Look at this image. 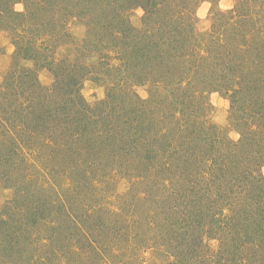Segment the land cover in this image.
<instances>
[{"label": "rangeland", "instance_id": "obj_1", "mask_svg": "<svg viewBox=\"0 0 264 264\" xmlns=\"http://www.w3.org/2000/svg\"><path fill=\"white\" fill-rule=\"evenodd\" d=\"M120 9L0 0V264H264V0ZM200 122L220 162L246 158L226 180L173 157L201 152Z\"/></svg>", "mask_w": 264, "mask_h": 264}, {"label": "trees", "instance_id": "obj_2", "mask_svg": "<svg viewBox=\"0 0 264 264\" xmlns=\"http://www.w3.org/2000/svg\"><path fill=\"white\" fill-rule=\"evenodd\" d=\"M164 2H165V0H107V6H109V7L110 6L111 7L114 6V8L115 7L117 8L118 5L121 4V9L118 12L119 14H122L124 11L128 10L129 8H133L135 6L136 7H142L143 10L146 12V15L148 14V16L150 15V17H153L155 15L154 13L158 12L159 6H161V4H163ZM75 5L76 4H74V6ZM86 16H87V13L85 12V14H83V17L85 18ZM191 38H193V37L191 36ZM156 40L157 39L154 38V37L150 38V40H149L148 45L151 46L150 50L154 51L155 53L152 54V58H150V59H148V61H146V64H148V67H149L148 69L150 70V73H152L151 76H154V77H152V79L154 81L163 79V76H162L161 72H157L155 70L157 69V66L161 65L164 62V60H165V57L163 56V53H162L163 52V44L160 41H156ZM186 40H188V38H186ZM188 48H189V46L186 45L185 49L188 50ZM156 53H158V54H156ZM229 54L226 53V56H227L228 60L230 59L229 57H231V56H229ZM233 55H239V52L236 51V53H234ZM137 59H138V62H141V63H143L145 61V60L139 59L138 57H137ZM152 60L157 61V63H159V64L156 65L155 62L152 63L153 62ZM139 64H138V69H139V66H141V68L143 69L144 66L143 65H139ZM164 65H165V63H164ZM242 65H244V64H242ZM153 73H155V74H153ZM171 78L172 77H170L169 75H167V77H166V79L168 81ZM21 79H23V78H21ZM260 79L261 78L258 77V81H256V79L254 81H252V87L253 86L256 87L255 85H257V87H258V85L260 84ZM256 90H258V89L256 88ZM258 102H259V99L256 98L255 99V103L257 104ZM47 106L50 109V104H48ZM61 107H62L61 113L65 114L64 109L66 110V107L64 106V104H61ZM58 109L60 111L59 107H57V109H55V110L46 111L45 115H41L42 117L40 116L41 117V121L37 124V126L34 125V128L36 130H38V132L39 131H41V133H42V131H44V133L48 132V133H50V135L55 137L56 133H54L53 131H60V128L58 126H56V127L53 126V123L55 121H58L56 119V116H57L56 113L58 112ZM252 113H253V115H252ZM250 117L255 118V120L258 122L257 125H259L260 127H263L262 129L264 130V104H262V106H260L259 108H256V110L252 111ZM102 118H103V116H101V115H92V114H90V117L87 116V120L90 119L91 122L93 121V122L98 123V124L102 122ZM39 125L40 126L42 125L43 128L39 127ZM257 125H256V127H257ZM193 126H194L193 130L197 134L196 138L194 139V141L196 142V139L198 137H201V141H202L201 143L204 144V145H201V147H202V149L200 150L201 152H198V153L195 152L194 154L192 153L190 155H188V154L187 155L174 154L173 155L174 159L177 158L176 160L181 161V163H183L182 167L189 168V172H187V177H189V178H191L192 175H193L191 172L194 173L195 169H197V168L199 170L200 167H202L201 168V169H203L202 173L207 172V173L210 174L209 170L210 169L212 170L215 167L217 170L221 171V173L223 174V176H221L223 178V180L228 179V177L230 176L231 173H230V171H228V173H227V170H229L227 164H230V165H232V166H234L236 168H239V167H237V165L238 164L240 165V163L245 162L246 158L245 159L242 158V157L240 159H232V158H230L229 161H227L225 159H223V160L221 159L222 161L220 162V158H221L220 155L218 156L215 153L214 154H212V153L210 154L209 153L210 149H212V148H211L210 144L208 145V143H206V142H208V140H206V138H205V136H207V134L204 133V131L206 130L205 129L206 127L204 126V123L200 122V125H198V124L196 125V124L193 123ZM111 129H112L111 126L106 124L105 130H106L107 134L110 133ZM249 132L250 133L251 132L254 133L255 131H251L250 130ZM187 137L188 136H186V138ZM108 139H109V136H108ZM165 141H166V143L168 142L167 146H173V144L175 143V141H171V140L168 141V138ZM204 141H206V142H204ZM184 142H187V141L184 140ZM252 142L253 141L247 142L246 145H248V146L245 147L243 151H241V150L240 151L243 152V154H245V155L247 153H249L250 152L249 149H251L252 144H253ZM255 144L256 143H254L253 145H255ZM184 146H187V145H185V143H184ZM262 147L263 146H261V149H262ZM258 148H260V147H258ZM252 150L253 149H251V151ZM261 152H262L261 155H263L264 154V150L261 151ZM179 169L181 170V168H179ZM227 175H228V177H227ZM253 176L254 177L250 180V182L253 183L255 181H260L261 185L264 186V174L259 173V175H257V174L255 175L254 174ZM202 182L203 181L201 179H197V184H201ZM261 208L262 209H260L259 212L258 211H255V212L259 213L260 219H264V206H262ZM250 212L255 213L254 210L250 211ZM231 235H233V233H231ZM15 242H17V239H15Z\"/></svg>", "mask_w": 264, "mask_h": 264}]
</instances>
